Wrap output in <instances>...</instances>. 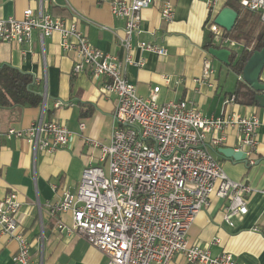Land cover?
<instances>
[{
    "label": "crops",
    "instance_id": "1",
    "mask_svg": "<svg viewBox=\"0 0 264 264\" xmlns=\"http://www.w3.org/2000/svg\"><path fill=\"white\" fill-rule=\"evenodd\" d=\"M143 10L140 34L133 36L132 59L142 66L126 65L123 76L135 85L137 94L150 98L159 87V104L188 100L205 117L219 118L236 113L241 117L256 116L258 146L252 158L235 160L219 152L222 148L237 151L238 133L228 129L226 140L216 157L227 176L251 186L247 196L248 214L233 218V227L224 219L226 201L212 196L208 208L200 211L189 229L190 246H199L213 257L231 254L241 264H264V108L235 101L232 96L242 82L228 67L213 60L215 70L211 83H197L203 74V42L207 23L214 20L227 0L209 7L206 0H152ZM98 0H0V20L22 19L32 9L54 18L75 22L97 49L125 59L120 39L126 36L125 20L113 16L111 4ZM166 3L174 6L171 22L162 17ZM148 42L167 50L166 56L138 50ZM58 33L42 40L38 32L29 44L16 46L0 41V66L7 64L34 77L43 102L37 108L0 109V124L28 128L42 118L65 125L71 133L69 144L53 154L36 152L26 140L3 138L0 144V200L16 192L21 203L18 221L28 242L35 264H108V258L90 246L83 237L62 231L60 224L70 226V213L52 217L48 204L62 201L64 191L75 193L88 163H96L100 150L92 141L109 145L113 132L115 96H104L105 80H95L89 71L75 74L72 54H64ZM261 81L264 83V70ZM167 79L169 82L164 81ZM45 100V108L43 103ZM56 102L65 105L56 108ZM50 111H53L52 117ZM81 124L85 125L81 129ZM257 230V231H256ZM18 243L1 233L0 264H13ZM168 264H187L182 254Z\"/></svg>",
    "mask_w": 264,
    "mask_h": 264
},
{
    "label": "built area",
    "instance_id": "2",
    "mask_svg": "<svg viewBox=\"0 0 264 264\" xmlns=\"http://www.w3.org/2000/svg\"><path fill=\"white\" fill-rule=\"evenodd\" d=\"M219 1L206 0L209 7ZM97 3L111 4L113 16L125 20L126 36L120 39L124 60L97 49L75 22L54 18L43 6L39 12L27 8L20 20H0V41L16 46L29 44L35 32L42 40L58 33L62 52L73 55L72 71L77 75L89 71L95 80H105L104 96L117 98L111 143L91 142L100 150L97 162L84 168L75 193L64 191L61 202L46 206L49 214L70 213L71 225L60 224L62 231L85 238L108 258V264H168L179 254L187 264H241L231 254L213 257L186 240L197 214L209 207L214 195L226 201L224 219L228 226L233 227L234 217L248 214L247 196L253 188L230 179L216 153L232 128L238 133L237 151L246 154L249 166L255 165L252 157L258 146L259 119L236 113L205 117L188 100L159 104V87L150 98L138 95L135 85L123 76V68L143 65V61L132 59L133 36L142 32L140 14L153 1ZM240 6L260 13L264 23V0H241ZM161 14L171 22L174 6L166 3ZM206 26L219 46L215 48L230 51L238 45L224 37L225 30L214 20ZM137 48L163 57L168 53L148 42H140ZM214 74L213 59L205 51L203 74L196 82L209 84ZM239 79L242 81V76ZM64 105L55 104L56 108ZM4 137L26 140L36 152L53 154L69 144L71 133L65 125L42 118L23 129L9 127L4 131L0 124V144ZM20 206L16 192L0 200L1 233L18 243L13 264H35L31 244L18 221ZM261 232L264 235V228Z\"/></svg>",
    "mask_w": 264,
    "mask_h": 264
},
{
    "label": "trees",
    "instance_id": "3",
    "mask_svg": "<svg viewBox=\"0 0 264 264\" xmlns=\"http://www.w3.org/2000/svg\"><path fill=\"white\" fill-rule=\"evenodd\" d=\"M241 0H227L224 7H230L238 12V19L231 32H224V37L239 44L241 51L233 52L230 58L229 71L242 76L245 63L254 51L264 48V23L258 12L243 9ZM223 7V8H224ZM203 49L209 51L215 46L213 35L207 31ZM232 98L241 104L256 105L255 92L243 81L239 84ZM43 96L39 86H36L32 75L23 73L10 65L0 66V109L37 108L42 105ZM53 111H50L52 117Z\"/></svg>",
    "mask_w": 264,
    "mask_h": 264
},
{
    "label": "water",
    "instance_id": "4",
    "mask_svg": "<svg viewBox=\"0 0 264 264\" xmlns=\"http://www.w3.org/2000/svg\"><path fill=\"white\" fill-rule=\"evenodd\" d=\"M237 19L238 12L230 7H224L215 17L214 23L223 28L226 32H231L236 25ZM208 54L213 60L225 66H229L231 64L230 58L233 55V51H229L228 48H211ZM245 64L242 73V81L255 92V102L257 106L264 108V83L261 81L260 77L264 70V48L254 51ZM45 105L44 100V108ZM219 152L230 159H246V154L244 152L235 151L234 149L222 148Z\"/></svg>",
    "mask_w": 264,
    "mask_h": 264
},
{
    "label": "rangeland",
    "instance_id": "5",
    "mask_svg": "<svg viewBox=\"0 0 264 264\" xmlns=\"http://www.w3.org/2000/svg\"><path fill=\"white\" fill-rule=\"evenodd\" d=\"M231 49H232L233 52H238L239 53L241 51V47L239 46V44L236 45L235 47H232Z\"/></svg>",
    "mask_w": 264,
    "mask_h": 264
}]
</instances>
